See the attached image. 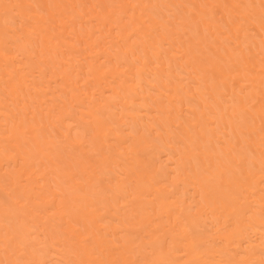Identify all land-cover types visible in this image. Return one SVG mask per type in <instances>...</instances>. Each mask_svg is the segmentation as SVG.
Wrapping results in <instances>:
<instances>
[{
    "label": "bare ground",
    "instance_id": "obj_1",
    "mask_svg": "<svg viewBox=\"0 0 264 264\" xmlns=\"http://www.w3.org/2000/svg\"><path fill=\"white\" fill-rule=\"evenodd\" d=\"M0 264H264V0H0Z\"/></svg>",
    "mask_w": 264,
    "mask_h": 264
},
{
    "label": "rangeland",
    "instance_id": "obj_2",
    "mask_svg": "<svg viewBox=\"0 0 264 264\" xmlns=\"http://www.w3.org/2000/svg\"><path fill=\"white\" fill-rule=\"evenodd\" d=\"M6 208H7V210L8 211H13L14 209H15V207L12 205V204H8V203H6ZM14 208V209H13Z\"/></svg>",
    "mask_w": 264,
    "mask_h": 264
}]
</instances>
